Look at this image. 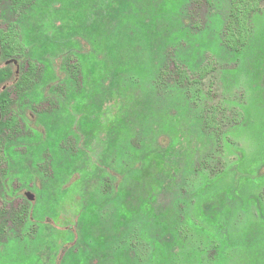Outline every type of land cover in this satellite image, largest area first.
<instances>
[{
	"label": "rangeland",
	"instance_id": "obj_1",
	"mask_svg": "<svg viewBox=\"0 0 264 264\" xmlns=\"http://www.w3.org/2000/svg\"><path fill=\"white\" fill-rule=\"evenodd\" d=\"M231 8L0 0V264H264V0L238 51Z\"/></svg>",
	"mask_w": 264,
	"mask_h": 264
},
{
	"label": "trees",
	"instance_id": "obj_2",
	"mask_svg": "<svg viewBox=\"0 0 264 264\" xmlns=\"http://www.w3.org/2000/svg\"><path fill=\"white\" fill-rule=\"evenodd\" d=\"M10 2L13 10L19 12L23 8L30 6L33 0H10ZM259 2L260 0H232L231 17L233 18V24L229 26V34L225 38L227 46L232 50L238 51L245 45L250 32V15L257 10L255 7H257ZM9 53L12 54L11 52ZM0 75L2 74L0 73ZM3 98L5 97L0 95V104L5 107L6 100Z\"/></svg>",
	"mask_w": 264,
	"mask_h": 264
},
{
	"label": "water",
	"instance_id": "obj_3",
	"mask_svg": "<svg viewBox=\"0 0 264 264\" xmlns=\"http://www.w3.org/2000/svg\"><path fill=\"white\" fill-rule=\"evenodd\" d=\"M0 119H1V115H0Z\"/></svg>",
	"mask_w": 264,
	"mask_h": 264
}]
</instances>
